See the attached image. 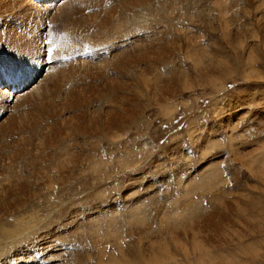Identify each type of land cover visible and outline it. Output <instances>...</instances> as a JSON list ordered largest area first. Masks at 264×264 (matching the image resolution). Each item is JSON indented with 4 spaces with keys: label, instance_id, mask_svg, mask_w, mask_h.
<instances>
[{
    "label": "rangeland",
    "instance_id": "374dc122",
    "mask_svg": "<svg viewBox=\"0 0 264 264\" xmlns=\"http://www.w3.org/2000/svg\"><path fill=\"white\" fill-rule=\"evenodd\" d=\"M81 1L68 0L66 12L42 17V23L32 17L27 25L20 24L18 17H13L14 13L12 17L8 13L2 14L4 8L0 7V20H3L0 21V53L4 52L0 54L4 55L0 56V62L9 65L20 76H29L33 80L24 91L37 85L40 93L36 94L43 95L46 88L41 87L46 86V80L41 82L40 70L34 75L24 71L33 72L37 67L33 66L31 59L25 63V58L21 57L20 65L16 67L17 57L9 50L10 45H14L10 44L13 32L21 33L20 36L27 37V40L36 42L38 39L44 50L47 39L51 38L57 49L63 37L65 49L71 57L64 58L62 63L73 59L68 69L70 72L74 68L79 70L74 69L77 73L68 72L61 85L69 92L79 87V91L75 90L77 94L73 95L79 92L83 96L74 97L81 112H71L67 123H61L53 115L59 103L54 92L49 94L52 100L48 92L45 96H27L30 101L26 97V100L19 101L21 106L13 107L11 101L2 104L0 121L9 116L6 125L14 122L15 126L9 135L0 134V249L3 247L4 251L0 250V264H154V260L155 264H187L184 252L191 254V245H196V241L201 246L198 243L192 248L199 249L195 253H200V260L190 261V264L199 261V264H264V0H101L104 3L99 4L82 1L86 5ZM96 11H101L102 15L99 13L98 19L96 16L94 29L86 32L88 20L84 22L81 19ZM105 11L115 15L110 17V13V18L106 17ZM81 14L83 16L80 17ZM74 15L77 25L74 24L73 33L78 35L68 38L63 28L69 19L75 18ZM29 26L38 28L35 30L36 27ZM32 29L34 33L29 31ZM81 30L85 34L92 33L89 35L94 41L100 40L101 43L83 36ZM99 31H103L102 34ZM84 45L89 46V52H80V48L85 49ZM132 47L136 48L131 50ZM102 50L109 55L103 57ZM131 51L137 55H131ZM142 55L144 60L139 57ZM93 60L98 63L82 67L73 65ZM119 60L130 64L120 63V67H126L118 70L121 74L116 71ZM42 63L45 64L44 60ZM52 64L53 61L49 67ZM99 64L103 72H97L99 76L102 74V78L94 77L97 72L92 73L94 65ZM91 67L93 79L89 76V80L87 76L91 75L88 72ZM141 75L143 78L146 75V79L141 81ZM20 76L16 83L29 84L28 79H20ZM113 76L119 77L120 82L117 83L118 78L112 81ZM110 79L113 84L116 82V86L124 84L122 90L114 85L113 91V84L109 88ZM81 80L90 85L81 83ZM149 83L151 86L148 87ZM125 85L126 90L123 89ZM91 86L95 91H88ZM167 89L171 94L162 91ZM85 92L91 93L90 98ZM84 93L89 98L88 102ZM92 93H96L94 97ZM36 96L41 98L36 99L38 102L49 104L54 101L56 105L52 106L51 102L49 105L53 108L48 105V112L42 113L40 122H37L38 127L32 128L28 126L30 121L27 122V117L30 112L34 114L35 100L31 97L34 99ZM125 96H130L128 100L134 97L131 99L133 105L130 100L129 104L125 102L127 99L121 102L119 98ZM80 97L86 98L82 100L85 107ZM124 104L128 106L125 109ZM106 109H113L112 114ZM119 110L123 114L127 111L122 114L124 117L118 115L122 121L118 119L116 122L115 113ZM91 111L95 112L94 119ZM113 111L116 116L114 127L118 130L113 127L112 131L111 128L110 136L108 128L106 131L101 129L102 132L99 128L108 122L106 114L115 117ZM101 116L105 120H101ZM87 117L93 120L88 118L90 126L87 125ZM94 120L99 123L93 125ZM26 124L31 131L22 127L27 128ZM79 124L86 125V130L81 126V131ZM41 127H44V133L35 129L40 130ZM93 127H97L98 132L96 129L92 131ZM49 128L51 133H47ZM55 131L61 132L59 135L56 133L58 139ZM22 134L32 144L25 140L26 144ZM44 134H53V138ZM48 137L54 140L53 143ZM71 145L73 149L69 147ZM10 148H14L13 151ZM251 157H258V160L250 162ZM243 159H248L245 162H250L252 168L244 165ZM216 211L223 224L218 223L213 228L204 225L203 220L206 222L205 219ZM193 235L198 237L194 243L189 241ZM7 240L9 245L15 244L14 247H9L8 242L5 243ZM161 243L166 247L161 246L159 250ZM137 249H140L139 257ZM162 249L167 250L162 253ZM190 254L188 256L193 258Z\"/></svg>",
    "mask_w": 264,
    "mask_h": 264
},
{
    "label": "bare ground",
    "instance_id": "6f19581e",
    "mask_svg": "<svg viewBox=\"0 0 264 264\" xmlns=\"http://www.w3.org/2000/svg\"><path fill=\"white\" fill-rule=\"evenodd\" d=\"M77 1V0H76ZM80 1V0H79ZM84 3L86 2V1H84V0H82ZM81 1V2H82ZM91 1V3H93V4H97L98 2L99 3H104L103 1L101 2V0H90ZM90 1H88V3L90 2ZM111 1V0H110ZM135 1V0H134ZM143 1V0H142ZM145 1V0H144ZM156 1V0H155ZM213 1V0H212ZM0 2H1V4H2V6H0L1 8H4V10H3V13L2 14H4V13H8V14H10V16L12 17V15H13V13H14V15H13V17H18V19L17 20H19V22H20V24L22 23L23 25H25L30 19H32V17H33V19L36 21L37 20V22L39 21V22H41L42 23V20L40 21V19L43 17H47V18H49L50 16H54V14L56 15H58V14H60L61 12H66V10H68V9H66V5H67V3H68V0H59V3H57L56 1H54V2H52L51 4H43V5H36V4H34L33 2L31 3L29 0H0ZM83 2H82V4H83ZM132 2V1H131ZM146 2V1H145ZM98 3V4H99ZM129 3V2H128ZM79 4H81L80 2H79ZM79 4H78V7H79ZM81 4V5H82ZM87 4V3H86ZM86 4H83V5H86ZM90 4V3H89ZM135 4H138V3H136L135 2ZM156 4V3H155ZM140 5V4H139ZM138 5V6H139ZM145 6V5H144ZM68 8V7H67ZM91 8V7H90ZM127 8V7H126ZM136 8V7H135ZM99 9V8H98ZM2 9H0V13L2 12L1 11ZM105 10V9H104ZM139 10V9H138ZM143 10V9H142ZM113 11V10H112ZM130 11V10H129ZM79 12V11H78ZM83 12V11H82ZM126 12V11H125ZM72 13V12H71ZM75 13H77L76 11H75ZM99 13L102 15V12L101 11H99ZM99 13H97V11H96V13L95 14H91V15H89V16H85V18H84V16H83V14H81L80 15V17L81 16H83V18L81 19V20H88V22H86V21H84V22H86L85 24L87 25V27L88 28H86V32L88 31L89 32V30L91 31V30H93L94 29V24L96 23L95 22V18H96V16H97V19H98V17H100L99 16ZM105 13H106V11H105ZM108 13V12H107ZM106 13V15H108V16H106V17H109V14L111 13V11H110V13L109 14H107ZM69 14V13H68ZM74 14V13H73ZM73 14H72V16H73ZM96 14H98V15H96ZM112 14H114V13H111V16L110 17H112ZM1 15V14H0ZM56 15V16H57ZM67 15V14H66ZM115 15V14H114ZM3 16V15H2ZM75 16V15H74ZM109 17V18H110ZM3 18V17H2ZM52 18V17H51ZM72 18V17H71ZM74 18V17H73ZM69 19L68 20V22L65 24V27L63 28L64 29V34L68 37V38H73V37H75V36H77L78 34H75V33H73V30H74V24H76L77 25V23L75 22V21H77V18H76V16H75V18L74 19H76V20H74V19ZM79 18V17H78ZM109 18H107V19H109ZM0 19H1V17H0ZM4 19V18H3ZM32 19V20H33ZM39 19V20H38ZM55 19V18H54ZM63 19V18H62ZM96 19V21H98ZM119 19V18H118ZM45 20H46V18H45ZM48 20V19H47ZM51 20V19H50ZM49 20V21H50ZM53 20V19H52ZM65 20V19H64ZM70 20H73L72 22H75V23H70L71 21ZM1 21V20H0ZM3 21V20H2ZM1 21V22H2ZM67 21V20H66ZM70 21V22H69ZM101 21V20H100ZM118 21V20H117ZM34 22V21H33ZM33 22L31 21L30 23H32L33 24ZM36 22V23H37ZM38 22V23H39ZM62 22H63V20H62ZM106 22H107V20H106ZM110 22V21H109ZM29 23V22H28ZM37 23V24H38ZM41 23H40V25H41ZM79 23V22H78ZM16 24H18V22L16 23ZM62 24V23H61ZM80 24V23H79ZM27 25V24H26ZM30 25V24H29ZM33 25H35V24H33ZM81 25L83 26V24L81 23ZM94 25V26H93ZM119 25H121V24H119ZM4 26V25H3ZM6 26V25H5ZM22 26V25H21ZM39 28H40V26L39 25H37ZM37 26H29V27H31V28H34V27H36L35 28V30L38 28ZM81 26V27H82ZM98 26H100V25H98ZM1 27V26H0ZM9 27V26H8ZM61 27V26H60ZM79 27V26H78ZM78 27H77V29H78ZM121 27V26H120ZM24 28V27H23ZM76 28V27H75ZM83 28H85V27H83ZM7 29V28H6ZM19 29V28H18ZM27 29V28H26ZM63 29H61L62 31H63ZM80 29H82V28H80ZM79 29V30H80ZM89 29V30H88ZM103 29V28H102ZM120 29V28H119ZM118 29V30H119ZM16 30V29H15ZM72 30V31H71ZM78 30V31H79ZM83 30V29H82ZM82 30L80 31L81 33H82ZM99 30H100V28H99ZM104 30V29H103ZM13 31V30H12ZM11 31V32H12ZM19 31H20V29H19ZM19 31H18V33H19ZM29 31H33V29L32 30H29ZM40 31V30H39ZM97 31V30H96ZM95 31V32H96ZM117 31V30H116ZM131 31V30H130ZM7 32V31H6ZM16 32H17V30H16ZM22 32V31H21ZM24 32V31H23ZM22 32V33H23ZM35 31H33V33H34ZM79 32V33H80ZM92 32H94V31H92ZM100 32V31H99ZM98 32V33H99ZM101 32H103V31H101ZM100 32V33H101ZM1 33V32H0ZM81 33H80V35H81ZM98 33H97V36H98ZM8 34H10V33H8ZM12 34H14L13 36L12 35H10V44H14V45H10V48H9V50L12 52V54H13V56H15L16 55V57H17V60H18V63H16V67L17 66H19L20 65V61H19V59L22 57V58H25V61L28 59H31V63L33 64V66H36V64L34 65V62H33V56H36V55H38V56H41L40 57V59L39 58H37V61L40 63V65H43V63H42V61L44 60V62H45V60L46 59H44V56H43V54L40 52V50H39V48H44L41 44H39V42H37V40H36V42H37V44H36V42L34 41V39H32V40H27V37L26 38H22V36H20V34L19 35H17L16 33H12ZM24 34V33H23ZM83 34V36H87L88 37V39L90 38V37H92L91 35H89V34H92V33H86L85 34V31H84V33H82ZM102 34V33H101ZM100 34V35H101ZM26 35V34H25ZM29 35V34H28ZM95 35V34H94ZM121 35V34H120ZM119 35V36H120ZM122 35H123V33H122ZM30 36V35H29ZM103 36V35H102ZM9 37V36H8ZM31 37H32V35H31ZM36 37V36H35ZM34 37V38H35ZM39 37H40V35H39ZM79 37V36H78ZM105 37H106V35H105ZM104 37V39L107 41V39ZM109 37V36H108ZM1 38V37H0ZM6 38V37H5ZM5 38H4V41H5ZM38 38V37H37ZM77 38V37H76ZM83 38V37H82ZM85 38V37H84ZM95 38H99V37H95ZM30 39V38H29ZM87 39V38H86ZM100 39H101V37H100ZM103 39V38H102ZM7 40V39H6ZM90 40H91V38H90ZM145 40V39H144ZM263 40V39H262ZM1 41V40H0ZM89 41V40H88ZM91 41H94V39H93V37H92V40ZM95 41H97V43H101V41L99 40V42H98V40H96L95 39ZM94 41V42H95ZM106 41H104V42H106ZM118 41V40H117ZM6 42V41H5ZM4 43V42H3ZM88 43H90V42H88ZM93 43V42H92ZM99 43V44H100ZM121 43V42H120ZM263 43V42H262ZM5 44H7V43H5ZM59 46H58V48H57V54L55 55V57H54V59H50L51 61H53V64H52V66L51 67H49V70H48V72H44V68H40V72H41V75H42V77L43 78H41V82L43 81V80H46V86H43V87H41V89H44V88H46V92H45V89H44V96H45V94H47L48 92V96H49V94H50V92H54V93H56V102H57V99L59 98V103H58V105H56L55 103H53L54 101H51L53 104H51V102L49 103V104H51L52 106H54V104L56 105V108H57V110H55V111H53V115H55L56 117H57V119L61 122V123H65L66 121H67V119H68V117L71 115L70 113L71 112H78L79 110H80V106H78V104L76 103V100L77 99H75L74 97H77L78 98V96H79V87H78V89L77 88H75V90L77 89L78 91V95H76V96H74L75 94L74 93H76V91L72 88V90H74V91H68V90H66V88L64 89V87L61 85V83H62V81H63V78L64 77H66L67 75H68V72H70V70L68 69V67H70L69 65H72V63H73V59H69L68 61H66L65 63H62V61H64V58H69V57H71V54L69 53V51L68 50H66L65 49V46H64V41H63V37H61V39H60V41H59ZM95 44V43H94ZM126 44H127V42H126ZM130 44H131V42H130ZM142 44V43H141ZM173 44V43H172ZM2 46H3V44H2ZM6 46V45H5ZM7 46H9V45H7ZM12 46H13V48H12ZM122 46H123V44H122ZM142 46V45H141ZM140 46V47H141ZM167 46V45H166ZM120 47H121V45H120ZM143 47V46H142ZM262 47V46H261ZM6 49H7V47H5ZM123 48V47H122ZM129 48V47H128ZM133 48V47H132ZM134 48H136V47H134ZM134 48L133 49H131V50H134ZM144 48V47H143ZM264 48V47H263ZM114 49V48H113ZM118 49V48H117ZM140 49V48H139ZM142 49V48H141ZM145 49V48H144ZM143 49V50H144ZM179 49V48H178ZM8 50V49H7ZM130 50V49H129ZM128 50V51H129ZM148 50V49H147ZM4 51V50H3ZM114 51V50H113ZM117 51V50H116ZM115 51V52H116ZM136 51V50H135ZM138 51V50H137ZM137 51H136V53H137ZM149 51V50H148ZM177 51V50H176ZM6 52V51H5ZM125 53H126V51H124ZM132 52V54L131 55H134L133 53H135L134 51H131ZM2 53V52H1ZM0 53V54H1ZM4 53V52H3ZM2 53V54H3ZM135 53V54H136ZM147 53V51H145V54ZM149 53V52H148ZM1 54V55H2ZM139 54V53H138ZM140 54H141V51H140ZM0 55V56H1ZM125 56L124 57H126V54H124ZM128 55V54H127ZM131 55H130V57H131ZM137 55V54H136ZM144 55V54H143ZM142 55V57L141 56H139L140 57V59H143L144 60V58H145V56H143ZM147 55V54H146ZM4 56V55H3ZM3 56H1V57H3ZM7 55H5V57H6ZM129 56V55H128ZM135 56V55H134ZM8 57H9V54H8ZM123 57V58H124ZM130 57H128L129 59H130ZM133 57V56H132ZM138 56L136 57L137 58V60H138V58H139ZM148 57H150V55L148 56ZM13 58V57H12ZM42 58H43V60H42ZM110 58V57H109ZM127 58V57H126ZM125 58V59H126ZM152 58V57H151ZM5 59V58H4ZM132 60H134L133 58H131ZM3 60V59H2ZM13 60V59H12ZM130 61V63L132 62H134V61ZM142 60V61H143ZM164 60V59H163ZM23 61V60H22ZM120 61V60H119ZM119 61H117V67L116 68H118L116 71L117 72H119L118 70H121V67H123V66H119L120 65V63L121 64H123L121 61L119 62ZM139 62H140V60H138ZM211 61V60H210ZM116 62V61H115ZM119 62V63H118ZM135 62H136V59H135ZM135 62H134V64H135ZM94 63H98V62H96V60H93V61H91V63H89V62H79V64H77V63H75V64H73V65H81L80 67H82V66H84V65H91L92 66V64H94ZM125 63H127V61H125ZM125 63L123 64V65H125ZM128 64V63H127ZM126 64V65H127ZM134 64H132V65H134ZM110 65V64H109ZM128 65H130V64H128ZM142 65V64H141ZM99 66H100V64L99 65H94V71H93V69H92V67L91 68H89V73H91L92 71V73H94V72H97V71H102L101 69H99ZM111 67H113V64L112 65H110ZM115 66V65H114ZM120 67V68H119ZM13 68V67H12ZM114 68V67H113ZM123 68H126V67H123ZM122 68V69H123ZM139 68V67H138ZM5 69H7V70H11V68H10V66L9 65H7V64H5V63H2V62H0V75H6L5 74ZM43 69V71H41ZM61 69V70H60ZM75 69V68H74ZM72 70V71H75V70H79V68L78 69H75V70ZM91 69V70H90ZM132 69V68H131ZM82 69H80V71H81ZM103 70H105V69H103ZM137 70V69H136ZM144 70V69H143ZM205 70V69H204ZM71 71V72H72ZM79 71V72H80ZM87 71V70H86ZM86 71H84V72H86ZM91 71V72H90ZM123 71H124V69H123ZM66 72V73H65ZM70 72V73H71ZM76 72V71H75ZM82 72V71H81ZM88 72H86V74H88ZM103 72V71H102ZM137 72V71H136ZM143 72V71H142ZM249 72V71H248ZM77 73V72H76ZM91 73V75H88L87 76V79H89L91 76H93V74ZM120 73V72H119ZM73 75H74V73H72ZM71 74V75H72ZM80 74V73H79ZM112 74V73H111ZM117 74V73H116ZM115 74V75H116ZM121 74V73H120ZM119 74V75H120ZM70 75V74H69ZM70 75V76H71ZM83 76H84V74H82ZM96 75H98V76H96ZM96 75H94V77H101L102 76V74H101V76H99V74H98V72L96 73ZM103 75H104V73H103ZM118 75V76H119ZM252 75V74H251ZM70 76H68V77H70ZM90 76V77H89ZM111 76V75H110ZM142 77H141V81H142V78H143V75H141ZM146 76V75H145ZM144 76V78L146 79V77ZM67 77V78H68ZM77 77V76H76ZM79 77V76H78ZM89 77V78H88ZM106 77V76H105ZM104 77V78H105ZM108 77V76H107ZM120 77V76H119ZM119 77H117V76H113L112 78H113V80L112 79H110L108 82H111V83H108L107 81V83H108V85L106 84V82H105V85H107V86H109V88H111L112 87V89L116 86L115 85V83L116 82H114V84L112 83V81H115L114 79L116 78H118V80H119ZM38 78V77H37ZM71 78V77H70ZM73 78H74V76H73ZM92 78V77H91ZM90 78V79H91ZM102 78V77H101ZM143 78V79H144ZM5 79H8V77H3V80L5 81ZM65 79L66 78H64V81H65ZM82 79H83V77H82ZM89 79V80H90ZM93 79V78H92ZM107 79V78H106ZM134 79V78H133ZM148 79V78H147ZM248 79V78H247ZM38 80V79H37ZM40 80V79H39ZM77 80H80L79 78L77 79ZM85 80H86V78H85ZM87 81V82H90V81ZM112 80V81H111ZM150 80V79H149ZM153 80V79H152ZM155 80V79H154ZM82 81V80H81ZM80 81V82H81ZM94 81V80H93ZM117 81V80H116ZM6 82V81H5ZM67 82V81H66ZM69 82V81H68ZM84 81H82L81 83H83ZM120 82V80L119 81H117V83H119ZM146 82V81H145ZM148 82V81H147ZM150 82V81H149ZM173 82V81H172ZM175 82V81H174ZM34 83H36V82H34ZM84 83H86V82H84ZM158 83H159V81H158ZM37 84H38V82H37ZM64 84H66V83H64ZM86 84H88V83H86ZM91 84H95L94 82H91ZM110 84V85H109ZM113 84V86H111ZM136 84V83H135ZM150 84V83H149ZM151 84H152V86H153V83H152V81H151ZM151 84L150 85H148V87L149 86H151ZM43 85V84H42ZM41 85V86H42ZM79 85V84H78ZM88 85H90V84H88ZM88 85H84V87H86V86H88ZM96 85V84H95ZM115 85V86H114ZM122 85H124V84H122ZM121 85V86H122ZM72 86V85H71ZM77 86V85H76ZM75 86V87H76ZM80 86V85H79ZM83 86V85H82ZM106 86V87H107ZM111 86V87H110ZM121 86H119V84H118V86H116V89H117V87H120L121 88ZM129 86V85H128ZM81 87V86H80ZM98 87V86H97ZM104 87V86H103ZM125 87H127L126 85L125 86H123V89H125ZM161 87V86H160ZM173 87H174V85H173ZM82 88V87H81ZM81 88H80V90H81ZM91 88V89H90ZM93 88H94V86L92 87H89V89H88V87L87 88H85L86 90L88 89V91L90 90H92V92L93 91H95V90H93ZM108 88V87H107ZM120 88H118V90L120 89ZM153 88V87H152ZM158 88V87H157ZM175 88V87H174ZM38 87H37V85H32L31 87H30V89L26 92V91H24L21 95H18V96H9L8 94H6V93H4V91L3 90H1L0 91V109H2L4 106L2 105V104H4V103H7V102H10L11 101V103L13 102V103H15V105L12 103V106L14 107V106H21V104L19 103V101H21V100H26V97L27 96H30V95H33L34 94V96H35V94L37 93H40V91L38 92ZM84 89V88H83ZM97 89V88H96ZM98 89H100V88H98ZM104 91H105V89L104 88H102ZM111 89V90H112ZM154 89H155V87H154ZM164 89V88H163ZM85 90V91H86ZM110 90V89H109ZM121 90H122V88H121ZM126 90V89H125ZM140 90V89H139ZM147 90V89H146ZM165 90V89H164ZM164 90H162L164 93L166 92V94H171V91L170 90H168L167 89V91H164ZM3 91V92H2ZM37 91V92H36ZM43 91V90H42ZM41 91V92H42ZM98 91V90H97ZM101 91V90H100ZM106 91H107V89H106ZM105 91V92H106ZM113 91H114V89H113ZM120 91V90H119ZM151 91V90H150ZM154 91H156V90H153V92ZM73 92V93H72ZM82 92H84V91H82ZM99 92V91H98ZM116 92V91H115ZM118 92V91H117ZM158 92V91H157ZM54 93H52V96L54 97V99H55V96H54ZM86 93V92H85ZM85 93L83 94L84 96H86V95H88L89 94V98H90V94L91 93H89L88 92V94L86 93V95H85ZM102 93V92H101ZM150 93V92H149ZM155 93V92H154ZM172 93H174V92H172ZM28 94V95H27ZM36 94V95H37ZM74 94V95H73ZM77 94V93H76ZM82 94V93H81ZM80 94V95H81ZM93 94L94 93H92V96H93ZM96 94V93H95ZM94 94V95H95ZM40 95H42V93L40 94ZM40 95H37V96H40ZM42 95V96H43ZM121 95H123L122 93H121ZM129 95V94H128ZM134 95V93L132 94V96ZM162 95V94H161ZM173 95V94H172ZM36 96V98L34 97V99H33V97H31L32 98V100H35V104L33 105V112H34V114H31V112H30V115L27 117V119H28V121L27 122H29L28 124V126H37V122L39 121V119H41L40 117H41V115H42V113H46V112H48V103L47 102H44V101H40V102H38L37 100H39V99H41V98H38ZM82 96V95H81ZM106 96V95H105ZM148 96V95H147ZM49 97H51V96H49ZM48 97V98H49ZM83 97V96H82ZM82 97H80L79 99H80V101H81V104L83 105V103H82V100H84V98H82ZM87 97V96H86ZM94 97V96H93ZM92 97V98H93ZM98 97V96H97ZM130 97V96H129ZM128 97V98H129ZM162 97V96H161ZM30 98V97H29ZM29 98L27 97V99H28V101H30L29 100ZM38 98V99H37ZM89 98L87 97V102L89 101ZM91 98V99H92ZM99 98H100V96H99ZM104 98V97H103ZM113 98V97H112ZM128 98H126V96H125V98H122V97H120L119 99L121 100V102H122V99H124V100H126L127 99V101H125V102H127L128 103V101L130 100L131 101V103H132V105H133V102H132V100H133V98L134 97H132V98H130L129 100H128ZM37 99V100H36ZM44 99H46V98H44ZM53 98L51 97V99L50 100H52ZM78 99V100H79ZM91 99H90V101H91ZM98 99V98H97ZM132 99V100H131ZM4 100V101H3ZM31 100V101H32ZM42 100H43V98H42ZM47 100V99H46ZM45 100V101H46ZM85 100H86V98H85ZM92 100H95V98H93ZM116 100H117V98H116ZM99 101V100H98ZM130 101H129V103H130ZM83 102H85V101H83ZM92 102H94V101H92ZM116 102V101H115ZM120 101H118V103H119ZM124 102V101H123ZM124 102V103H125ZM25 103V102H24ZM90 103V102H89ZM88 103V104H89ZM128 103V104H129ZM134 103H135V101H134ZM80 103H79V105H81ZM87 104V103H86ZM117 104V103H116ZM120 104V103H119ZM123 104V103H122ZM122 104H121V106L120 107H122L123 108V106H122ZM81 105V106H82ZM94 105H95V103H94ZM125 105H127V104H124V106ZM28 106V105H27ZM50 106V105H49ZM52 106H50V107H52ZM84 106V105H83ZM82 106V107H83ZM86 106V105H85ZM84 106V107H85ZM87 106H89V105H87ZM114 106H115V104H114ZM117 106V105H116ZM130 106V105H129ZM162 106V105H161ZM113 107V106H112ZM119 107V108H120ZM128 107V106H127ZM126 106L124 107V109L125 108H127ZM53 108V107H52ZM94 108V107H93ZM107 108V107H106ZM115 108V107H114ZM113 108V109H114ZM108 109H109V107H108ZM113 109H111V111H109V110H107L106 112H111L110 114H112V110ZM121 109V108H120ZM3 110V109H2ZM91 110H93V109H91ZM95 110V109H94ZM93 110V111H94ZM116 110V109H115ZM129 110V109H128ZM8 111H9V109H8ZM8 111H6V112H8ZM52 111V110H51ZM102 111V110H101ZM121 111H122V109H121ZM127 111V110H126ZM126 111H125V113H126ZM133 111H134V109H133ZM132 111V112H133ZM35 112L36 113H38V115H36L35 114ZM79 112H81V111H79ZM85 111H83L82 113H84ZM88 111H86V113H87ZM97 112V111H96ZM105 110H104V115H105ZM122 112H124V111H122ZM131 112V113H132ZM26 113V112H25ZM50 113V112H49ZM81 113V114H82ZM95 113V112H94ZM94 113H92V111L90 112V114H93V119H94ZM115 112L113 111V114H114ZM118 113V112H117ZM117 113H115L116 115H117V118H116V116H115V114H114V116L115 117H111V115H109V114H106L107 116L106 117H108V122H104V124H105V126L103 127V121L101 122L102 124H101V126L103 127V128H99V125H98V128L101 130H103L104 128H105V130L104 131H106V129L108 130L107 132H109L110 131V129L111 128H113L114 127V124H115V122H114V120H115V118L117 119L116 120V122L118 121V119L120 120V121H122L120 118H121V115L123 114V113H120V110H119V113L117 114ZM124 113V114H125ZM52 114V113H51ZM70 114V115H69ZM76 114V116L78 115L77 113H75ZM100 114V113H99ZM102 114V115H103ZM123 114V115H124ZM0 115H2V112H0ZM23 115V114H22ZM83 115V114H82ZM97 114H95V116H96ZM101 115V114H100ZM103 115V116H104ZM110 117H109V116ZM118 115H120L119 117H118ZM122 115V116H123ZM132 115V114H131ZM136 115V114H135ZM48 116V115H47ZM75 115H73L72 117H74ZM79 117L81 116L80 115V113H79V115H78ZM83 116H85V115H83ZM82 116V117H83ZM92 116V115H91ZM103 116H101V120H105L104 119V117ZM113 116V115H112ZM125 116H128V115H125ZM130 116V115H129ZM9 117V116H8ZM8 117H4L5 119L4 120H2V122L0 123V134H3V133H6L7 135H9L10 133H12L14 130H13V128H14V122H13V124H11V123H9V124H11V125H9L8 124V126L6 125V123H5V121H6V119L8 118ZM16 117V116H15ZM50 117V116H49ZM99 117V116H98ZM124 117V116H123ZM122 117V118H123ZM132 117V116H131ZM130 117V118H131ZM133 117H134V115H133ZM14 118V117H13ZM43 118H45V114H44V116H43ZM84 118V117H83ZM88 118H89V121L90 120H92V118H90V117H87V121H88ZM95 118H97V116L95 117ZM111 118V119H110ZM129 118V117H128ZM3 119V118H2ZM48 119V118H47ZM50 119H52L51 117H50ZM79 119V118H78ZM82 118H80V120H81ZM86 119V118H85ZM110 119V120H109ZM125 119V118H124ZM9 120H10V118H9ZM8 120V121H9ZM82 120H84V119H82ZM96 120V119H95ZM94 120V121H95ZM99 120H100V118H99ZM132 120V119H131ZM21 121V120H20ZM19 121V122H20ZM77 121V120H76ZM89 121H88V123H89ZM93 121V120H92ZM123 121H125V120H123ZM127 121V120H126ZM125 121V122H126ZM22 122V121H21ZM24 122H25V120H24ZM40 122V121H39ZM79 122V121H78ZM80 122H83V121H80ZM85 122H86V120H85ZM96 122L97 121H95V123H93V125H96ZM50 123V122H49ZM49 123L47 124L48 126H49ZM52 123V122H51ZM55 123V122H54ZM58 123V122H57ZM67 123V122H66ZM71 123V122H70ZM76 123V122H75ZM84 123V122H83ZM97 123H99V121L97 122ZM20 124V123H19ZM32 124V125H31ZM36 124V125H35ZM46 124V123H45ZM43 125V126H47V125ZM60 124V123H59ZM59 124L57 125V126H59ZM73 124V123H72ZM87 124V123H86ZM119 124V123H118ZM124 124V123H123ZM126 124V123H125ZM22 125V124H21ZM38 125H39V123H38ZM76 125V124H75ZM80 125V124H79ZM88 126H90V123L89 124H87ZM91 125H92V123H91ZM20 126V125H19ZM26 126H27V124H26ZM28 126H27V128H25L24 126H22L24 129H29L28 128ZM40 126H42V125H40ZM39 126V127H40ZM60 126H62V125H60ZM81 126L82 125H80V129H81ZM118 126V125H117ZM38 127V126H37ZM52 127V126H51ZM63 127H64V125H63ZM67 127H68V125H67ZM71 127H73V126H71ZM79 127V126H78ZM83 127V126H82ZM84 127H86V125L84 126ZM83 127V128H84ZM119 127V126H118ZM23 128H22V130H23ZM32 128H34V127H32ZM31 128V129H32ZM44 129V127H41V129L40 130H38V128H35L37 131H41L42 132V130ZM46 128V127H45ZM53 128V127H52ZM62 128V127H61ZM75 128V127H74ZM77 128V127H76ZM94 128V127H93ZM97 127L96 128H94L93 130L90 128V131L92 130V131H94L95 129H96V131L98 132V129ZM115 128V127H114ZM114 128L113 129H111L112 131H114ZM120 128V127H119ZM47 129V128H46ZM45 129V130H46ZM54 129H56V128H54ZM53 129V130H54ZM58 129V128H57ZM72 129V128H71ZM85 130H86V128H84ZM116 130H118L117 128H115ZM30 130V129H29ZM34 130V129H33ZM32 130V131H33ZM35 130V131H36ZM48 130V129H47ZM49 130L50 131H47V133L49 132V133H51V131H52V129L51 128H49ZM70 130V129H69ZM77 130L79 131V128H77ZM102 130H101V132H102ZM27 131V130H26ZM31 131V130H30ZM29 131V133L31 134V132ZM34 131V132H35ZM81 131H83L82 129H81ZM40 132V133H41ZM37 133V132H36ZM42 133H44V132H42ZM45 133H46V131H45ZM53 133V132H52ZM57 132L55 131V133L54 134H56ZM59 133H61V132H58L57 134L59 135ZM64 133H65V131H64ZM77 133V132H76ZM80 133V132H79ZM83 133V132H82ZM87 133H88V131H87ZM86 133V134H87ZM94 133H96V132H94ZM6 134H5V136H6ZM25 134V133H24ZM56 134V137H57V139H58V135ZM92 134V133H91ZM109 134H110V132H109ZM19 135V134H18ZM26 135V134H25ZM25 135H23L22 134V138H24V136ZM28 135V134H27ZM26 135V136H27ZM32 135H35V134H33L32 133ZM46 134H44V136H45ZM51 136V138H53V134H47L46 136ZM71 135H72V133H71ZM77 135V134H76ZM78 135H80V134H78ZM85 135V134H84ZM94 135V134H93ZM25 136V137H26ZM38 136H41V135H38ZM45 136V137H46ZM68 136V135H67ZM73 136H75V134L73 135ZM81 136H83V135H81ZM88 136V135H87ZM110 136H111V134H110ZM117 136V135H116ZM28 137V136H27ZM30 137V136H29ZM36 137V135L34 136V138ZM44 137V138H45ZM56 137L54 136V138L56 139ZM61 137H63V135L61 136ZM77 137V136H76ZM18 138H19V136H18ZM22 138H21V136H20V139L22 140ZM37 138V137H36ZM42 138H43V135H42ZM66 138V137H65ZM68 138V137H67ZM71 138V137H70ZM77 138H79V137H77ZM76 138V139H77ZM88 138V137H87ZM87 138H86V140H87ZM113 138H114V135H113V137H111V139L113 140ZM118 138V137H117ZM1 139V138H0ZM14 139V138H13ZM20 139H19V142H25V140L27 141L28 140V138L27 139H25L24 138V140L23 141H20ZM41 139V138H40ZM39 139V137H38V140H40ZM48 139H50L49 137H48ZM60 139H62V138H60ZM74 139H75V137H74ZM3 140V139H2ZM29 140H31V139H29ZM38 140H37V142H38ZM53 139H50V141H52ZM71 140V139H70ZM16 141V140H15ZM14 141V142H15ZM54 141V140H53ZM53 141L51 142V143H53ZM78 141V140H77ZM89 141V140H88ZM17 142V141H16ZM28 142V141H27ZM30 143L32 142V141H29ZM28 142V143H29ZM57 142H58V140H57ZM56 142V143H57ZM67 142H68V139H67ZM74 142V141H73ZM4 143V142H3ZM18 143V142H17ZM26 143V142H25ZM28 143H26V144H28ZM87 143V142H86ZM32 144V143H31ZM10 145V144H9ZM18 145V144H17ZM21 145V144H20ZM67 145H69L68 143H67ZM19 146V145H18ZM22 146H23V144H22ZM30 146V145H29ZM25 147V146H24ZM28 147V146H27ZM69 147H72V145L71 146H69ZM233 147V146H232ZM11 149V148H10ZM14 149V148H13ZM13 149H11L12 151H13ZM20 148H18V151L20 152V150H19ZM69 149H71V148H69ZM72 149H73V147H72ZM93 149V148H92ZM17 151V152H18ZM71 151H73V150H71ZM235 151V150H234ZM239 151V150H238ZM3 152H4V150H3ZM8 152H10V150L8 151ZM17 152H15V153H17ZM6 153V152H5ZM14 153V154H15ZM72 153V152H71ZM236 153V152H235ZM2 154H4V153H2ZM74 154V153H73ZM17 155V154H16ZM248 155V154H247ZM244 156V155H243ZM249 156V155H248ZM258 156V155H257ZM242 157V156H241ZM250 157V156H249ZM249 157H247L246 156V158H249ZM4 158V157H3ZM244 158H245V156H244ZM254 158V159H253ZM251 157V159H249L250 160V162H254L258 157ZM7 159V158H6ZM244 160V159H243ZM242 160V161H243ZM252 160V161H251ZM254 160V161H253ZM258 160V159H257ZM256 160V161H257ZM245 161H248V159L246 160H244V165H248V166H250L249 164H250V162H248V164H247V162H245ZM246 163V164H245ZM260 163V162H259ZM4 164L5 165H7L8 164V162L7 161H5L4 162ZM242 164V165H243ZM77 165V164H76ZM252 165V164H251ZM67 166V165H66ZM65 166V167H66ZM253 166V165H252ZM251 167V166H250ZM260 167V166H259ZM249 167H247V169H248ZM252 168V167H251ZM70 169V168H69ZM259 170H260V168H259ZM66 172V171H65ZM99 190V189H98ZM10 193V192H9ZM13 196V195H12ZM18 198V197H17ZM218 200V199H217ZM259 200V199H258ZM15 203H17V202H15ZM227 203V202H226ZM235 204V203H234ZM238 204V203H237ZM239 205V204H238ZM24 206H25V204H24ZM227 206V205H226ZM24 208V207H23ZM235 209V208H234ZM218 210V209H217ZM8 211V210H7ZM12 211V210H11ZM226 211H228L227 209H226ZM225 211V212H226ZM234 211V210H233ZM10 212V211H9ZM132 212V211H131ZM8 213V212H7ZM20 213V212H19ZM11 214V213H10ZM216 214H218L217 213V211L215 212V214L213 213L212 214V216H208L207 218L208 219H205L206 220V222H204V220H203V223H204V225H206V226H210V228H213V227H215L216 226V224H220V223H222L223 224V222H221L222 221V219H220L219 217H217V215ZM177 215V214H176ZM221 215H223V214H221ZM226 215V214H225ZM8 216V215H7ZM222 217V216H221ZM25 218V217H24ZM224 219V218H223ZM31 220V219H30ZM29 220V221H30ZM192 220V219H191ZM139 221V220H138ZM225 221V220H224ZM226 221H228V220H226ZM130 222V221H129ZM135 222V221H134ZM133 222V223H134ZM169 222V221H168ZM24 224H26L25 222H23ZM142 223V222H141ZM30 224V223H29ZM226 224V223H225ZM17 225H18V223H17ZM28 225V224H27ZM26 225V226H27ZM140 225V224H139ZM24 226V228H25V225H23ZM136 226V225H135ZM192 226V225H191ZM168 227V226H167ZM224 227V226H223ZM23 228V229H24ZM29 228V227H28ZM33 228V227H32ZM113 229V228H112ZM193 229V228H192ZM21 230V229H20ZM10 231V230H9ZM15 231H19V230H15ZM30 231V230H29ZM139 231V230H138ZM193 231V230H192ZM3 232V231H2ZM147 232H148V230H147ZM169 232V231H168ZM15 233V232H14ZM13 233V234H14ZM192 232H190V234H191ZM195 233V232H194ZM197 233V232H196ZM4 234V233H3ZM18 234H20V233H18ZM17 234V235H18ZM24 234V233H23ZM175 234V233H174ZM184 234H186V233H184ZM199 234V233H198ZM197 234V235H198ZM224 235V234H223ZM15 236V235H14ZM13 236V237H14ZM171 236H173V235H171ZM196 235H193L192 237H189V241H191L192 243H194L195 241H196V239L198 238V237H195ZM12 237V238H13ZM26 237V236H25ZM150 237V236H149ZM204 237V236H203ZM9 239H10V237H9ZM18 239V238H17ZM16 239V240H17ZM5 240V239H4ZM49 240V239H48ZM147 240V239H146ZM142 241V240H141ZM0 242H1V240H0ZM3 242V241H2ZM5 242V241H4ZM8 242V240L5 242V243H7ZM12 242V241H11ZM14 242V241H13ZM160 242V241H159ZM158 242V243H159ZM201 242V241H200ZM4 243V244H5ZM15 243V242H14ZM175 243V242H174ZM196 243V245L198 246V243H199V241H196L195 242ZM219 243H220V241H219ZM2 244V243H1ZM4 244H3V246H4ZM10 243L8 242V245H9ZM13 244V243H12ZM143 244V243H142ZM200 245L199 246H201V243H199ZM13 245H15V244H13ZM13 245H9V247L10 246H13ZM192 245H195V244H192ZM192 245H191V250H192V255H193V258H190L188 255L190 254H188V252L186 253V252H184V257H185V260H186V262H187V264H190L191 262L190 261H192V262H196V260H200V253L197 255L195 252H198L197 250H199V249H197V247H193L192 248ZM195 245V246H196ZM218 245V244H217ZM219 245H221V244H219ZM158 246V245H157ZM160 247H159V250H160V248H161V246H163V247H166L165 246V244H162L161 243V245H159ZM203 246V245H202ZM9 247H7V248H9ZM14 247V246H13ZM162 247V248H163ZM2 248L3 247H1V249L0 250H2ZM185 248V247H184ZM187 249H188V247H186ZM205 248V247H204ZM47 249V248H46ZM164 249V248H163ZM163 249H162V253L164 252H166V250H164L163 251ZM183 249V248H182ZM186 249V250H187ZM203 249V248H202ZM5 250V249H4ZM3 251V250H2ZM151 251H153V250H151ZM182 251H185V249L184 250H182ZM4 252V251H3ZM24 252V251H23ZM137 257H139V255H140V249H137ZM135 252V253H136ZM134 253V254H135ZM142 253V252H141ZM156 253V252H155ZM204 253V252H203ZM13 254H16V253H13ZM152 254V256H153V253H151ZM157 254V253H156ZM160 254V253H159ZM159 254H157V255H159ZM190 254V255H191ZM17 255V254H16ZM21 255H23L22 253H21ZM167 255V254H166ZM14 256V255H13ZM150 256V255H149ZM151 256V257H152ZM198 256V257H197ZM202 257H203V255H201ZM204 256H206V253H205V255ZM16 257V256H15ZM19 257H20V255H19ZM21 257H23V256H21ZM20 257V258H21ZM24 257H25V255H24ZM135 258H136V256H134ZM155 257V256H154ZM157 257H159V256H157ZM157 257H156V260H157ZM201 257V258H202ZM208 257V260H209V256H207ZM207 257H206V259H207ZM17 258H18V256H17ZM16 258V259H17ZM127 258V257H126ZM194 258H195V260H194ZM22 259V258H21ZM33 259V258H32ZM150 259V258H149ZM203 259H205V258H203ZM202 259V260H203ZM205 259V261H207ZM25 261V259L23 258L22 259V261ZM152 260H154L153 258H151V261ZM210 260H211V257H210ZM20 261V260H19ZM157 261H160V260H157ZM163 260H161L160 262H162ZM211 261H213V259L211 260ZM135 262H137V259H136V261ZM139 262H140V258H139ZM154 262L156 263V261L154 260ZM165 262V261H164ZM128 263H130V261L128 262ZM146 263H148V262H146ZM154 263V264H155ZM159 262H157V264H158ZM163 263V262H162ZM199 263H200V261H199ZM199 263H197V264H199ZM205 263V262H204ZM72 264V263H71ZM152 264V263H151ZM161 264V263H160ZM166 264V263H165ZM183 264V263H182Z\"/></svg>",
    "mask_w": 264,
    "mask_h": 264
},
{
    "label": "snow or ice",
    "instance_id": "6c2138e0",
    "mask_svg": "<svg viewBox=\"0 0 264 264\" xmlns=\"http://www.w3.org/2000/svg\"><path fill=\"white\" fill-rule=\"evenodd\" d=\"M57 3H59V0H56ZM45 56L44 59H54L55 55L57 54V49H56V45L54 44L53 40L51 38L47 39L45 41ZM25 63H27V61H25ZM43 71V69L41 70Z\"/></svg>",
    "mask_w": 264,
    "mask_h": 264
}]
</instances>
